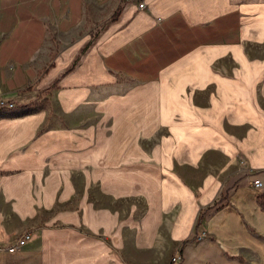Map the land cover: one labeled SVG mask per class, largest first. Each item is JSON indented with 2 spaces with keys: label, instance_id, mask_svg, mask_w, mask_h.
Listing matches in <instances>:
<instances>
[{
  "label": "crops",
  "instance_id": "crops-1",
  "mask_svg": "<svg viewBox=\"0 0 264 264\" xmlns=\"http://www.w3.org/2000/svg\"><path fill=\"white\" fill-rule=\"evenodd\" d=\"M51 35L63 44L53 61ZM44 90L47 109L0 120V264H155L159 251L172 264L179 250L181 264H264V0H0V99L22 108ZM156 128L189 148L173 167L218 172L172 176L162 207L99 206L151 201L153 165L132 153ZM112 144L118 165H105ZM218 153L230 165H200ZM201 231L212 238L196 242Z\"/></svg>",
  "mask_w": 264,
  "mask_h": 264
},
{
  "label": "rangeland",
  "instance_id": "rangeland-1",
  "mask_svg": "<svg viewBox=\"0 0 264 264\" xmlns=\"http://www.w3.org/2000/svg\"><path fill=\"white\" fill-rule=\"evenodd\" d=\"M126 2L128 1H139V0H124ZM140 4H145V2H141ZM139 4V5H140ZM146 5V4H145ZM117 11V10H116ZM123 11V10H122ZM112 19V18H111ZM98 35V32L92 31V38H96ZM73 45H76V42L73 43ZM262 48V47H261ZM48 54L50 57V61H53L58 55H60L61 50L63 49V44L60 42L56 36L51 35L49 41H48ZM90 49V48H89ZM257 46L253 45L250 47V51H256ZM195 62L194 59L187 61L184 64H181L178 68L172 69L166 76V82L177 84L178 79L183 78V74L187 71H191V66ZM50 66V64H48ZM218 67H226L227 69L234 68L236 66L235 63L227 61H220L216 64ZM184 72V73H182ZM46 73V69L42 70L40 74ZM181 76V77H180ZM119 84H121L124 87L133 88L136 87V82L132 81L131 79H126L123 77H119ZM57 87V84L54 85V88ZM34 88L33 86L30 88V90ZM47 91H40L39 97L36 101L38 103L31 104L29 107V110H26L27 113H35L42 109H47L49 104V99L45 98L47 95ZM16 106V105H15ZM4 108V109H3ZM1 109L3 110H16L14 108L9 107H3ZM0 109V111H2ZM113 127V122L110 120L105 121V131L108 135ZM116 144V143H115ZM112 144L111 148L109 149V152L106 151L105 154V165H118V160L120 157V154L117 152L118 145ZM189 148L184 147L183 145H178L177 138L171 137V133L167 128L159 130L158 128L154 129L152 131V136L147 139H138V143L135 145V150L132 153L134 157L136 158V164L135 165H153L152 167V178L147 179V183L149 185L150 180H152V196L150 202H144L140 198H137L135 200H128L126 202L114 203L108 198H105L104 201L98 202L99 206H103L105 208L109 209H121L122 211H127L130 206L137 205L139 209H143L146 205H159L160 207L165 206L167 204L166 201V195L171 193V180L172 176H175L176 174L180 173L184 176L186 181H194L195 183L201 182L205 177L209 176L210 174H214L218 171L215 169H209V168H202L200 170H180L177 167H173V165H182V159L183 157L187 158L189 153H187V150ZM181 162V163H180ZM227 160L223 158V156L218 154L213 155H204L202 157V161L200 165H212V166H219V165H225ZM159 165H172V166H161ZM226 165H230L228 162ZM4 176H10L8 174H5ZM160 178L161 181L158 179ZM94 193H100L98 190H94ZM161 195L159 198L158 195ZM199 194V192H198ZM3 197L0 192V209H3L4 202ZM220 203L218 201L212 202L207 207H204L201 212L200 216L204 218L206 214L213 210L215 207H217ZM6 208V207H5ZM4 208V209H5ZM167 211V210H166ZM165 211V212H166ZM125 220V219H122ZM189 220V215L187 213V210L185 211V222ZM164 221H167V214H165ZM158 245L161 246V243ZM165 262V254L164 252H157L155 256V264H164Z\"/></svg>",
  "mask_w": 264,
  "mask_h": 264
},
{
  "label": "built area",
  "instance_id": "built-area-1",
  "mask_svg": "<svg viewBox=\"0 0 264 264\" xmlns=\"http://www.w3.org/2000/svg\"><path fill=\"white\" fill-rule=\"evenodd\" d=\"M144 7H145V4L139 5L140 10H144ZM0 107H11V108H13V107H15V104L12 102H8V101H5L3 99H0ZM253 186L256 189H261L263 187V183L260 180H255V181H253ZM211 238L212 237L208 233V231L197 232L194 235V240L196 242H201V241L208 240ZM31 240H32L31 232L26 231L15 239V241L12 243V245H10L8 251L10 253H14V252L24 248ZM171 261H172V264H179L182 261V256L179 254H176L172 258Z\"/></svg>",
  "mask_w": 264,
  "mask_h": 264
},
{
  "label": "trees",
  "instance_id": "trees-1",
  "mask_svg": "<svg viewBox=\"0 0 264 264\" xmlns=\"http://www.w3.org/2000/svg\"><path fill=\"white\" fill-rule=\"evenodd\" d=\"M122 10H123V7H119L118 9H117V11L114 13V15L112 16V22H116V21H118V19H119V17H120V15H121V13H122ZM95 41V37L94 38H92V40L87 44V46L85 47V49L83 50V52H82V54H85L88 50H89V48L91 47V45L93 44V42ZM75 66H76V64L68 71V72H66V74H69V73H71L74 69H75ZM31 106V105H30ZM30 106H25V107H22V108H17L16 109V106H15V108L14 109H16V110H10V109H8V110H3V109H1L2 111H0V120L1 119H11V118H18V117H22V116H26V115H29V114H33V113H27V111L26 110H29V107ZM12 109V108H11ZM201 221H202V216H200L199 218H198V222H197V225H196V229H198L199 228V226H200V224H201ZM179 254H181V250H179V252H178ZM179 264H181V262L179 263Z\"/></svg>",
  "mask_w": 264,
  "mask_h": 264
},
{
  "label": "bare ground",
  "instance_id": "bare-ground-1",
  "mask_svg": "<svg viewBox=\"0 0 264 264\" xmlns=\"http://www.w3.org/2000/svg\"><path fill=\"white\" fill-rule=\"evenodd\" d=\"M9 108H11V107H9Z\"/></svg>",
  "mask_w": 264,
  "mask_h": 264
}]
</instances>
